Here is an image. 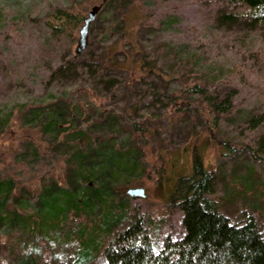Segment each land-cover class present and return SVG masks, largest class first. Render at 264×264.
<instances>
[{"label": "rangeland", "instance_id": "obj_1", "mask_svg": "<svg viewBox=\"0 0 264 264\" xmlns=\"http://www.w3.org/2000/svg\"><path fill=\"white\" fill-rule=\"evenodd\" d=\"M74 3L86 17L87 0H0V122L12 132L0 139V179L25 186L22 193L34 210L20 211L32 215L39 208L38 194L51 179L67 186L74 180L67 158L72 161L74 147H83L65 135L73 129L86 131L92 151L113 149L130 157L121 171L108 175L107 185L114 203L127 205L123 222L143 218L158 245L184 233L183 213L170 202L183 189L177 191L178 179L191 176L193 150L211 174L213 192L205 197L218 213L233 223L252 217L264 231V170L245 149L264 136V122L254 130L246 122L264 115V25L251 21L248 7L228 0H112L97 13L87 47L77 55L79 35L54 37L43 22L53 10ZM221 14L233 15L237 23L218 22ZM110 47L118 68L105 67ZM140 53L165 76H130ZM198 81L219 100L235 91L233 108L213 127L197 108L199 95L185 91ZM174 96H180L174 103H186L184 114L173 111ZM58 108V126L65 131L55 134L47 127L48 115ZM35 109L40 115L30 119ZM134 124L147 133L138 137ZM135 187L145 189V198L126 195ZM82 216L89 225L96 217L71 209L67 225ZM6 228H0V264H18L30 250L23 245L29 239L15 245L21 228ZM40 239L36 236L39 264H80L76 239ZM100 251L81 264H108Z\"/></svg>", "mask_w": 264, "mask_h": 264}, {"label": "trees", "instance_id": "obj_2", "mask_svg": "<svg viewBox=\"0 0 264 264\" xmlns=\"http://www.w3.org/2000/svg\"><path fill=\"white\" fill-rule=\"evenodd\" d=\"M109 1L112 0H87L85 7L91 9L96 4L99 13ZM228 1L245 5L251 11V21L264 25V0ZM80 4L74 3L71 7L55 9L43 20L54 37L65 36L72 40L77 38L85 18L84 13L78 9ZM119 16H122L121 12ZM16 19L10 20L11 25H15ZM218 22L235 24L237 20L233 15L221 14ZM104 64L108 69L118 68L120 65L112 47L106 51ZM136 66L129 71L132 77L137 73L165 76L153 60H146L144 53H140ZM185 91L199 95L197 108L206 121L211 123L209 126L213 127L219 116L227 114L233 108L234 90L229 91L223 100H219L217 93H208L204 83L199 81L187 85ZM179 98L180 96L172 98V109L175 113L184 114L186 109L183 105L186 103H174ZM37 109L30 114V119L40 115L36 112ZM58 110L59 108L54 109L48 115L47 127L55 134L65 131H61L58 126ZM22 114L23 112L21 119L25 118ZM246 122L249 129L254 130L264 122V115L249 116ZM131 131L138 137L147 133L141 124H134ZM66 132L65 135L72 137L73 145L83 147H74L72 161L67 158L71 162L70 167L75 178L70 186L60 185L51 179L49 186H44L39 192V208L32 215L20 211L24 208L34 210L29 207V197L23 194L26 191L25 186H20L19 180L0 179V228L9 227L6 232L13 227L21 228V234L12 241L15 245L22 243L26 237L29 239L24 240L23 245L30 250L18 257V264L40 263L41 252L36 236L40 240L57 243L76 239L79 242L77 261L80 264L88 261L93 252L100 248L99 254L108 264H264V231L259 229L252 217L241 223H233L218 213L214 203L205 197L213 192V180L210 172L203 167L196 150L192 151L191 176L178 179L176 189H183L180 190L178 198L170 202L171 206L179 207L183 213L184 233L178 239L167 236L158 245L152 233L145 227L143 218L133 216L126 223L123 222L127 220V205L114 203L111 189L107 185L108 175L113 171H121L124 160L130 157L119 156L113 149L101 153L98 150L92 151L93 143H85L88 135L84 130L68 129ZM11 133L0 122V139H9ZM245 149L264 170V136H260L253 147ZM60 165L58 173L61 176L60 171L64 164ZM163 170L164 168L159 170L160 177ZM72 184L75 185L74 189ZM71 209H76L78 213L88 210L89 214L96 217L97 213L101 212V215L98 219L93 216L90 225L82 216L73 226H68L66 218Z\"/></svg>", "mask_w": 264, "mask_h": 264}, {"label": "water", "instance_id": "obj_3", "mask_svg": "<svg viewBox=\"0 0 264 264\" xmlns=\"http://www.w3.org/2000/svg\"><path fill=\"white\" fill-rule=\"evenodd\" d=\"M98 7L94 6L92 7L86 17L83 20V24L79 30V36L77 40V46L75 48V54H81L85 48L87 47V37H88V32L91 23L95 20L97 13H98ZM126 195L129 198H145V189L142 187H135V188H129L126 190Z\"/></svg>", "mask_w": 264, "mask_h": 264}]
</instances>
